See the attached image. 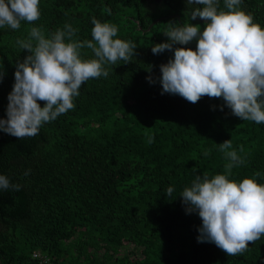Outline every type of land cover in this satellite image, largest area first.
Masks as SVG:
<instances>
[{
  "label": "trees",
  "instance_id": "obj_1",
  "mask_svg": "<svg viewBox=\"0 0 264 264\" xmlns=\"http://www.w3.org/2000/svg\"><path fill=\"white\" fill-rule=\"evenodd\" d=\"M194 7L203 6L187 0H40L37 21L0 28V119H7L17 64L29 54L16 41L31 27L51 35L71 24L76 39L92 40L95 18L116 25L115 38L137 47L131 62L105 64L108 77L84 82L75 107L37 135L19 139L0 131V175L20 185L18 192L0 190V264H37L34 254L48 264H264V236L236 256L198 242L202 220L187 212L181 197L197 175L225 174L229 161L219 144L226 140L245 161L229 179L264 184V123L236 117L222 98L205 96L193 104L161 94L160 66L174 59L176 47L195 50L197 41L160 54L152 47L168 42L170 26L203 28L204 20L186 15ZM240 9L264 27V0H242ZM219 10H227L224 0ZM82 52L95 58L90 49Z\"/></svg>",
  "mask_w": 264,
  "mask_h": 264
},
{
  "label": "clouds",
  "instance_id": "obj_2",
  "mask_svg": "<svg viewBox=\"0 0 264 264\" xmlns=\"http://www.w3.org/2000/svg\"><path fill=\"white\" fill-rule=\"evenodd\" d=\"M241 3L224 0L227 10H219V0H187V4L203 6L189 8L186 13L190 21L197 17L204 20L203 28L191 22L170 26L164 32L168 42L155 44L152 52L171 51L174 45L196 40L195 50L176 47L174 59L160 66L161 94L179 95L193 104L205 96L222 98L233 115L260 124L264 123V27L240 9ZM39 5L40 0H0V28L18 30L22 21L34 23L41 15ZM92 23V40L76 39L78 30L65 24L51 35L41 27H31L26 38L16 41L29 54L17 64L7 119H0V131L19 139L37 135L43 124L75 107L74 98L80 95L84 82L108 77L105 64L132 61L137 47L115 38L116 25L95 18ZM85 48L95 58L85 59ZM148 80L155 83L151 76ZM39 101L44 102L43 107ZM219 150L229 161L225 174L211 178L207 173L197 175L181 197L187 212H197L202 220L198 242L214 243L228 256H236L264 236V184L254 178L229 179L233 167L245 161L231 140L220 143ZM8 189L18 192L20 185L0 175V190ZM172 193L169 187L167 196Z\"/></svg>",
  "mask_w": 264,
  "mask_h": 264
},
{
  "label": "built area",
  "instance_id": "obj_3",
  "mask_svg": "<svg viewBox=\"0 0 264 264\" xmlns=\"http://www.w3.org/2000/svg\"><path fill=\"white\" fill-rule=\"evenodd\" d=\"M33 258L38 260L37 264H48L49 263V260L46 257H42L39 254H34Z\"/></svg>",
  "mask_w": 264,
  "mask_h": 264
},
{
  "label": "rangeland",
  "instance_id": "obj_4",
  "mask_svg": "<svg viewBox=\"0 0 264 264\" xmlns=\"http://www.w3.org/2000/svg\"><path fill=\"white\" fill-rule=\"evenodd\" d=\"M138 257H140V255L138 254Z\"/></svg>",
  "mask_w": 264,
  "mask_h": 264
}]
</instances>
